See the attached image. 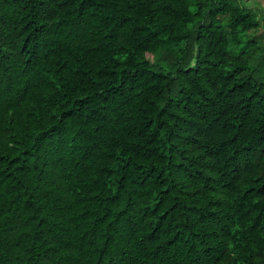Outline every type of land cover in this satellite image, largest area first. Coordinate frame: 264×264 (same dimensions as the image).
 Listing matches in <instances>:
<instances>
[{
    "label": "trees",
    "instance_id": "16d2710c",
    "mask_svg": "<svg viewBox=\"0 0 264 264\" xmlns=\"http://www.w3.org/2000/svg\"><path fill=\"white\" fill-rule=\"evenodd\" d=\"M0 264H264V7L0 0Z\"/></svg>",
    "mask_w": 264,
    "mask_h": 264
},
{
    "label": "rangeland",
    "instance_id": "374dc122",
    "mask_svg": "<svg viewBox=\"0 0 264 264\" xmlns=\"http://www.w3.org/2000/svg\"><path fill=\"white\" fill-rule=\"evenodd\" d=\"M245 1H247V5H249V6H255L256 4L257 5H264V0H245Z\"/></svg>",
    "mask_w": 264,
    "mask_h": 264
},
{
    "label": "crops",
    "instance_id": "0c3cea01",
    "mask_svg": "<svg viewBox=\"0 0 264 264\" xmlns=\"http://www.w3.org/2000/svg\"><path fill=\"white\" fill-rule=\"evenodd\" d=\"M262 7H264V5Z\"/></svg>",
    "mask_w": 264,
    "mask_h": 264
}]
</instances>
